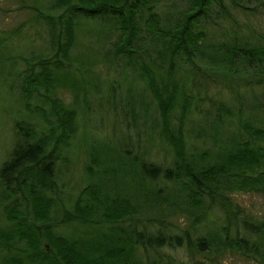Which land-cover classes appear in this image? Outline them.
<instances>
[{
	"label": "trees",
	"instance_id": "trees-1",
	"mask_svg": "<svg viewBox=\"0 0 264 264\" xmlns=\"http://www.w3.org/2000/svg\"><path fill=\"white\" fill-rule=\"evenodd\" d=\"M159 1L54 0L46 11L34 5L35 21L40 18L48 25L53 53L24 58L27 66L15 73L23 103L29 104V89L37 83L47 88L61 79L74 90L83 88L84 83L67 71L71 47L78 40V26L104 21L106 29L116 35L106 54H119L133 61L134 55L142 51L137 44L142 42L140 35L146 21L159 62H133L157 103L159 118L152 126L175 156L168 165L152 159L150 153L119 151L121 148L106 142L94 144L96 163L103 165L108 177L87 183L77 193L73 206L64 207L62 221L80 224L78 235L68 236L54 231L51 210L58 190L54 178L57 153L71 137L73 110L63 102L49 101L60 131L51 136L48 146L33 124L16 120L15 145L0 166V195L9 200L4 210L11 221L9 228L0 230V247L11 254L6 264H128L127 253L134 245L141 248L146 264L187 263L164 251V247L186 248L209 260L194 259L192 264H221L218 258L229 253L264 264V221L245 215L232 198L234 190L264 193V101L252 105L257 111L261 108V113L247 116L243 104L233 108L221 102L211 122L193 121L190 125L195 137L209 139L210 146L189 149L183 126L193 110L188 81L195 75L190 70L177 78L181 58L195 63L192 58L198 53L222 66L238 64L240 68L231 72L243 73L239 78L247 85L264 89L262 42L235 34L231 41L212 47L219 51L220 56H216L207 51L208 41L201 40L206 34L196 27L214 7L227 13L228 1L246 8L244 3L251 0H179L184 3L180 10L176 9L177 0H169L170 6H175L171 19L155 12ZM256 1L264 4V0ZM52 9L61 12L53 14ZM20 30L0 32V47H7L9 39ZM15 57L1 49L0 70L15 63ZM131 100L130 106L134 107ZM176 108L181 112L179 125L171 117ZM223 113L237 122V128L228 135L223 130ZM127 165L139 175V181L128 176ZM109 181L115 185L110 186ZM130 182L138 190L127 195L123 188ZM138 212L147 213L144 217L148 223L139 226L133 217ZM175 212L187 214L191 219L188 228L184 230L167 219ZM125 220L133 222L130 230L120 225ZM102 225L107 228L102 229Z\"/></svg>",
	"mask_w": 264,
	"mask_h": 264
},
{
	"label": "rangeland",
	"instance_id": "rangeland-1",
	"mask_svg": "<svg viewBox=\"0 0 264 264\" xmlns=\"http://www.w3.org/2000/svg\"><path fill=\"white\" fill-rule=\"evenodd\" d=\"M53 1L0 0V32L21 27V30L9 39L7 47H0V50L8 51L9 54L16 56L15 63L10 64L5 71L0 70V166L15 145L16 120L33 124L38 131L36 134L43 140L47 139L48 142L45 144L49 145L52 142L51 136L60 131L52 112L53 103L49 101L55 99L72 109L75 116L71 137L65 142L66 144L60 146L57 153L54 178L58 190L55 195L56 202L51 210V220L56 233L77 236L80 224L62 221L64 207L73 206L77 193L87 183L94 180H106L108 177V173L103 172V165L96 163L97 152L94 151V144L106 142L121 148L119 151L128 149V152L140 155L150 153L149 156L152 159L161 160L168 165L172 164L175 153L170 146L161 141L157 130L152 126L159 118L157 103L147 88L138 66L136 67L133 62H137V65L143 62L151 64L152 59L159 62L151 44L149 31L145 26L147 13L142 25L145 31L140 35L142 42L137 44L142 47V51L134 55L133 61L119 54L115 56L106 54L112 47L111 41L116 35L106 29L108 25L104 21L82 24L77 28L78 40L71 47L72 59L69 60L71 65L67 71L81 83L83 82L85 87L74 90L70 83L63 82L61 79L48 85L47 88L37 83L29 89V97L26 100L29 104L23 103L20 82L15 73L27 66L24 58L53 53L48 25L40 18L35 21L33 15L37 11L33 7L39 5L38 7L46 11ZM177 4V10L184 5L183 1L179 0ZM244 4L246 8L233 5L228 1L227 13L214 7L209 15L202 17L196 23L197 29H201L206 34L201 40L208 41V52L219 55V51L212 47L215 44L220 45L228 40L231 41L235 34L239 37H250L252 41H260L264 44V4L256 0ZM170 5L169 0L159 1L155 12L171 19L175 16L173 13L175 6ZM50 11L53 14L61 12V10L53 9ZM192 60L195 63L181 58L177 71V78L179 74L188 75L190 70L195 75L194 80L188 81V91L193 97V110L184 121V134L187 148L198 146L199 149H206L210 146V140L195 137L196 133L190 126L192 122L207 121L206 124L211 122L221 102L233 108L243 104L245 116L251 113L256 114V112L261 113V108L257 111L252 108V105L264 101V89L252 88L243 78H239L244 76L243 73L231 72L237 67L240 68L238 64L222 66L210 62L207 56H198V53ZM220 67L221 71L217 70ZM131 99L135 102L134 107L130 106L133 104ZM180 113V108H176L171 116L175 125L180 123ZM236 123L234 118L224 114V133L228 135L234 131L237 128ZM108 163L110 164L111 161ZM126 168L128 176L139 181V175L131 172L129 165ZM108 183L110 186L115 185L112 181ZM118 187L122 186L118 185ZM123 189L127 195L138 190L133 182ZM232 193L234 203L241 206L245 215H249L257 222L264 221L263 192L234 190ZM7 200L0 195V230L9 228L11 224L4 210V205L9 203ZM142 213H134L133 216L137 219L139 226L148 223L144 217L147 213ZM167 219L178 223L184 230L191 224V219L182 212H175L171 218ZM132 224L131 220H125L120 225L123 229L130 230L129 227ZM105 225L109 224L105 223ZM104 227L107 228L104 225L101 228ZM20 244L24 245V243ZM132 250L127 253L128 264H146L141 248L134 245ZM164 251L176 256L179 260L186 261V264H192L194 259H204L206 263L209 262L203 254L191 253L186 248L164 247ZM10 255L8 250L0 247V264H6V258ZM218 261L221 264H261L254 259H246L230 253L219 257Z\"/></svg>",
	"mask_w": 264,
	"mask_h": 264
}]
</instances>
